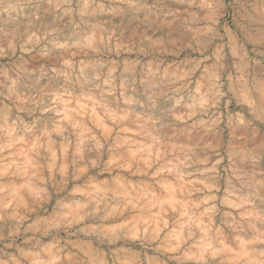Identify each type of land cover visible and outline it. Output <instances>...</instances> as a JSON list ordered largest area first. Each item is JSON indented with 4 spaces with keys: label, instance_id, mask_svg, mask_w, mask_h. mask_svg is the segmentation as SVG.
<instances>
[{
    "label": "clouds",
    "instance_id": "obj_1",
    "mask_svg": "<svg viewBox=\"0 0 264 264\" xmlns=\"http://www.w3.org/2000/svg\"><path fill=\"white\" fill-rule=\"evenodd\" d=\"M0 264H264V0H0Z\"/></svg>",
    "mask_w": 264,
    "mask_h": 264
}]
</instances>
